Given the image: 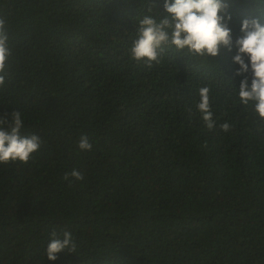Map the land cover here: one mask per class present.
I'll use <instances>...</instances> for the list:
<instances>
[{"label":"trees","instance_id":"obj_1","mask_svg":"<svg viewBox=\"0 0 264 264\" xmlns=\"http://www.w3.org/2000/svg\"><path fill=\"white\" fill-rule=\"evenodd\" d=\"M224 2L234 40L245 18L264 24V0ZM164 3L0 0V117L19 111L21 134L41 140L28 163L0 164V264H264V121L240 103L235 49L131 59L139 19ZM73 169L83 180L64 179ZM53 230L76 252L49 260Z\"/></svg>","mask_w":264,"mask_h":264},{"label":"clouds","instance_id":"obj_2","mask_svg":"<svg viewBox=\"0 0 264 264\" xmlns=\"http://www.w3.org/2000/svg\"><path fill=\"white\" fill-rule=\"evenodd\" d=\"M229 5L224 0H165L164 12L159 19L150 13L138 21L137 38L130 48L131 59L152 67L153 62H160L163 45L175 46L177 50H187L194 56L216 57L222 48L232 52L233 63L239 65L235 75L242 77L238 87L240 103L252 106L253 112L264 121V24L260 17L245 18L242 21L240 35L234 40L233 31L229 26L232 20L228 12ZM12 56L9 46V35L6 22L0 18V86L5 84L7 61ZM200 100L196 105L201 117L209 130L216 126L210 105V88L199 89ZM22 115L19 111L0 117V164L20 161L28 163L32 154L40 147L38 135L25 136ZM220 128L227 132L230 124L225 122ZM81 150L92 149L87 135H82L78 141ZM83 180L80 171L73 169L69 177ZM45 255L55 261L58 254L67 250L75 253L77 245L72 234L63 232V238H58L55 230L51 233Z\"/></svg>","mask_w":264,"mask_h":264}]
</instances>
